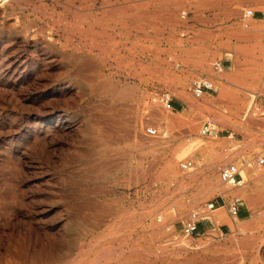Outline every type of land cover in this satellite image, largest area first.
<instances>
[{
    "label": "rangeland",
    "instance_id": "1",
    "mask_svg": "<svg viewBox=\"0 0 264 264\" xmlns=\"http://www.w3.org/2000/svg\"><path fill=\"white\" fill-rule=\"evenodd\" d=\"M136 1L0 0V264H30L31 242L40 249L47 236L55 240L54 264L73 258L91 264L117 248H137L136 255L117 261L112 254L98 264H151L153 258L141 257L144 247L177 252L186 242L190 249L178 254L182 264H264V169L258 164L264 156V19L249 22L258 26L251 61L238 64L239 70L214 72L219 50L228 49L225 25L245 9L264 14V0H216L222 27L211 57L208 38L200 41V33L188 27L210 0ZM236 25L242 34L251 31L240 21ZM200 78L219 90L196 97L192 83ZM223 79L233 85L221 87ZM50 85L65 88L66 100L40 97ZM164 94L173 112L160 104ZM141 96L156 99L163 118ZM177 100L201 113L177 110ZM213 106L220 111L203 114ZM53 109H65L82 123L62 128L42 122ZM210 120L222 131L217 138L200 134ZM139 125L157 130V137L141 146L133 136ZM188 162L192 167L182 169ZM232 163L240 168L242 186L220 180V170ZM217 196L227 204L240 200L247 216L235 218L226 207L207 211ZM31 208L37 223H29ZM193 211L204 212V234L184 237L182 225ZM151 212L152 222L159 214L164 226L144 242L136 220ZM211 215L216 221L209 223ZM129 222L136 231L125 240ZM161 234L167 237L156 240Z\"/></svg>",
    "mask_w": 264,
    "mask_h": 264
},
{
    "label": "bare ground",
    "instance_id": "2",
    "mask_svg": "<svg viewBox=\"0 0 264 264\" xmlns=\"http://www.w3.org/2000/svg\"><path fill=\"white\" fill-rule=\"evenodd\" d=\"M10 0H1V3H6V2H9ZM65 1H67V0H65ZM69 1V0H68ZM74 1V0H73ZM104 2L106 1V0H103ZM122 1H124V0H122ZM138 1V0H137ZM136 1V2H137ZM141 1V0H140ZM139 1V2H140ZM158 1V0H157ZM175 1V0H174ZM55 2V1H54ZM72 2V1H71ZM84 1H82V3H83ZM109 2H111V1H109ZM109 2H105V5H109L110 3ZM114 2V1H113ZM117 2V1H116ZM150 2V1H149ZM156 2V1H155ZM159 2V1H158ZM0 3V4H1ZM61 3H63V2H61ZM65 4L67 3V2H64ZM70 3V2H69ZM73 3V2H72ZM106 3H109V4H106ZM112 3V2H111ZM135 3V2H134ZM138 3V2H137ZM142 3V2H141ZM146 3V2H145ZM3 4V5H4ZM7 4V3H6ZM12 4V3H11ZM18 4H20V3H18ZM68 4V3H67ZM81 4V3H80ZM117 4H119V3H117ZM123 4H124V2H123ZM2 5V4H1ZM17 5V4H16ZM45 5H47V4H45ZM114 5V4H113ZM126 5V4H125ZM134 5V4H133ZM136 5V4H135ZM134 5V6H135ZM153 5V4H152ZM151 5V6H152ZM6 6V5H5ZM11 6V5H10ZM10 6H9V8H10ZM72 6V5H71ZM81 6V5H80ZM123 6V5H122ZM121 6V7H122ZM145 6H146V4H145ZM12 7V6H11ZM17 7V6H16ZM19 7H21V6H19ZM44 7V6H43ZM127 7V6H126ZM138 7V6H137ZM6 8V7H5ZM25 8V7H24ZM39 8V7H38ZM46 8V7H45ZM81 8H83V6L81 7ZM102 8H104V5H103V7ZM119 8V7H118ZM7 9H8V7H7ZM14 9V8H13ZM49 9V8H48ZM112 9V8H111ZM114 9V8H113ZM10 10H12V9H10ZM34 10V9H33ZM116 10H117V8H116ZM123 10V9H122ZM111 11V10H110ZM109 11V12H110ZM120 11V10H119ZM44 12V11H43ZM112 12V11H111ZM128 12V11H127ZM131 12V11H130ZM135 12V11H134ZM106 13V12H105ZM145 13H147V12H145ZM176 13V12H175ZM143 14V13H142ZM177 14H178V12H177ZM182 14V13H181ZM127 15V14H126ZM145 15V14H144ZM173 15H174V13H173ZM128 16V15H127ZM137 16V15H136ZM126 17V16H125ZM133 17V16H132ZM135 17V16H134ZM133 17V18H134ZM130 18V17H129ZM172 18H173V16H172ZM60 19V18H59ZM62 19V18H61ZM128 19V18H127ZM131 19V18H130ZM129 19V20H130ZM135 19V18H134ZM179 20V19H178ZM82 21V20H81ZM180 21V20H179ZM78 22H80V21H78ZM130 22H132V21H130ZM162 23H163V21H161ZM194 22V21H193ZM81 23V22H80ZM165 23H167V21L166 22H164V24ZM168 23H172V22H168ZM167 23V24H168ZM175 23V22H174ZM129 24V23H128ZM169 25V24H168ZM171 26V25H170ZM179 26H180V24H179ZM27 31H28V28L26 29ZM66 32V31H65ZM15 33V32H14ZM27 33V32H26ZM25 33V34H26ZM68 34H70V33H68ZM71 35V34H70ZM23 37V36H22ZM28 38V37H27ZM24 39V38H23ZM54 45V44H53ZM52 46V45H51ZM50 52V51H49ZM42 63H43V61H42ZM47 67V66H46ZM46 70V69H45ZM47 73V72H46ZM48 75V74H47ZM159 75V74H158ZM54 76V75H53ZM60 76V75H59ZM16 78V77H15ZM43 78V77H42ZM34 79H35V77H34ZM45 80V79H44ZM32 82H34V81H32ZM37 83V82H36ZM35 83V84H36ZM32 84V83H31ZM38 84V83H37ZM47 85V84H46ZM49 85V84H48ZM64 85V84H63ZM43 86V85H42ZM72 86V85H71ZM30 87V86H29ZM34 87V86H33ZM44 87V86H43ZM37 88V87H36ZM25 89V88H24ZM31 90V89H30ZM34 90V89H33ZM39 90V89H38ZM33 92V91H32ZM36 92V91H35ZM39 92V91H38ZM121 93V92H120ZM123 94H125V92H122ZM121 93V94H122ZM129 93V92H128ZM8 94H9V92H8ZM65 94H67V90L65 89V88H63V87H59V88H56V86H52L51 87V85H50V88L49 89H44L41 93H40V97H46V98H51L53 101H60L61 102V100L62 101H65L66 99H65V96H63V97H61L62 95H65ZM174 94V93H173ZM10 96L9 97H11V94H9ZM12 95H13V93H12ZM57 95H59V96H57ZM106 95H108V94H106ZM33 96V95H32ZM48 96V97H47ZM71 96V95H70ZM121 96H123L124 97V95H121ZM130 96H132V93H130ZM189 96V95H188ZM61 97V98H60ZM77 97V96H76ZM140 97V96H139ZM138 97V98H139ZM142 97V96H141ZM12 99H14V97H11ZM69 98V97H68ZM131 98V97H130ZM189 98H190V96H189ZM69 99H71V98H69ZM73 99V98H72ZM71 99V100H72ZM110 99V98H109ZM115 99V98H114ZM132 99V98H131ZM142 99H143V102H145V104H146V108L147 109H150V110H152L153 112H154V114L157 116V117H162V112H160V108H159V104H158V102L156 101V99H150V98H148L147 96L146 97H142ZM15 100H18V99H15ZM128 100H129V98H128ZM136 100V99H135ZM139 100H141V99H139ZM114 101V100H113ZM193 101V100H192ZM16 102V101H15ZM18 102V101H17ZM74 102V101H73ZM63 103V102H62ZM76 103V102H75ZM41 104V103H40ZM44 104V103H43ZM161 104V103H160ZM159 105V106H158ZM24 106V105H23ZM38 106V105H37ZM48 106V105H47ZM44 108L46 107V105L45 106H43ZM57 107H58V105H57ZM49 108V107H48ZM51 108V107H50ZM55 109H56V107H54ZM141 109H142V107H141ZM144 109V108H143ZM142 109V110H143ZM39 110H41V109H39ZM73 110V109H72ZM43 112V111H42ZM46 112V111H45ZM76 112V111H75ZM44 113V112H43ZM69 113V112H68ZM67 113V111L64 109V110H62V109H60V110H58V111H55L54 109L53 110H51V112L50 113H45L42 117H41V121L42 122H48V123H55V126H60V127H65L68 123H71L72 121H77V124H78V122H81L82 123V121H81V119H80V117L79 116H72V115H70V114H68ZM73 113V112H72ZM146 113V112H145ZM144 113V114H145ZM77 114V113H76ZM142 114V113H141ZM150 114V113H149ZM140 116V115H139ZM86 117V116H85ZM89 117V116H88ZM91 117V116H90ZM96 117V116H95ZM138 118V117H137ZM142 118H144V117H142ZM155 118V117H154ZM163 118V117H162ZM165 118V117H164ZM86 119H87V117H86ZM89 119V118H88ZM143 120V119H142ZM144 121V120H143ZM142 121V122H143ZM91 122V121H90ZM145 122H147V121H145ZM155 122V121H154ZM33 123V122H32ZM74 123V122H73ZM80 123V124H81ZM139 123V122H138ZM88 124H89V121H88ZM138 125V124H137ZM136 125V126H137ZM135 126V127H136ZM32 127V126H31ZM39 127V126H38ZM72 127H74V126H72ZM134 127V128H135ZM47 128H49V130H50V128H53L52 126H50V127H47ZM149 128V127H148ZM146 129H147V127L146 128H144V129H142L141 128V126L139 125V127L137 128V129H135L134 131H133V136L140 142V145L141 146H144V145H146L148 142H149V138H156L157 136V134L156 135H150V134H147L146 133ZM56 130V129H55ZM82 130V129H81ZM39 131V130H38ZM73 131V130H72ZM157 131V130H156ZM55 132V131H54ZM69 132V131H68ZM51 133V132H50ZM54 134V133H53ZM52 134V135H53ZM56 134V133H55ZM65 136V135H64ZM35 138V137H34ZM157 140V139H156ZM157 141H159V140H157ZM156 141V142H157ZM32 145V144H31ZM29 146V145H28ZM79 155V154H78ZM82 157V156H81ZM19 159V158H18ZM66 160V159H65ZM64 162V161H63ZM66 163H67V160H66ZM68 163H69V161H68ZM18 164V163H17ZM65 164V163H64ZM63 164V165H64ZM19 165V164H18ZM17 165V167H19ZM10 166V165H9ZM16 166V165H15ZM12 167H14V166H12ZM17 167L15 168V169H17ZM2 169V168H1ZM96 169V168H95ZM97 171H98V169H97ZM96 171V172H97ZM5 172V171H4ZM85 172V171H84ZM23 173V172H22ZM94 173V172H93ZM2 174H5V173H2ZM1 174V175H2ZM17 175H18V171H17V173H16ZM24 174V173H23ZM83 174V173H82ZM27 175V174H26ZM5 177H6V175H4ZM8 176V175H7ZM73 176V175H72ZM19 177H20V175H19ZM76 177H78V176H75V178ZM80 177V176H79ZM71 178V177H70ZM69 178V179H70ZM181 178V177H180ZM7 179V178H6ZM68 179V178H67ZM22 180V179H21ZM66 180V179H65ZM64 180V181H65ZM79 180H80V178H79ZM81 181V180H80ZM214 181V180H213ZM7 182V181H6ZM218 183H216V186H218L217 185ZM9 185V184H8ZM213 185H214V183H213ZM3 186H4V184H3ZM227 186H229V185H227ZM1 187H2V185H1ZM0 187V188H1ZM10 187V186H9ZM215 187V186H214ZM11 188V187H10ZM217 188V187H216ZM227 188V187H226ZM218 190H219V187H218ZM225 190V189H224ZM227 190V189H226ZM209 191V190H208ZM223 191V190H222ZM203 192V191H202ZM206 192V191H205ZM211 192V191H210ZM209 192V193H210ZM78 193V192H77ZM230 193H233V194H235V192H233V191H228V194H230ZM27 194V193H26ZM79 194V193H78ZM204 194V193H203ZM79 195H81V194H79ZM16 196V195H15ZM15 196H14V198H15ZM196 197V196H195ZM198 197H199V195H198ZM204 197V196H203ZM202 196H201V198H203ZM13 198V197H12ZM6 200V199H5ZM7 200H9V198H7ZM41 200V199H40ZM18 201V200H17ZM17 201H16V203H17ZM39 201V200H38ZM42 201V200H41ZM40 201V202H41ZM193 201V200H192ZM10 202V201H9ZM19 203H20V201H18ZM198 202V201H197ZM3 203V202H2ZM11 203V202H10ZM18 203V204H19ZM22 203V202H21ZM194 203V202H193ZM12 204V203H11ZM36 204H38V203H36ZM1 206H2V204H0ZM1 208V207H0ZM25 209V208H24ZM37 209H38V207H37ZM44 210V209H43ZM42 210V211H43ZM52 210V209H51ZM78 210V209H77ZM218 210V209H217ZM30 212V215H29V217H28V219H29V223L31 224L32 222H35V223H37L39 220H37V219H39L38 218V215H37V212H35L34 211V209H32L31 208V210H29ZM50 211V210H49ZM71 211V210H70ZM158 211V210H157ZM183 211V210H182ZM182 211H179L180 212V214L182 213ZM73 212V211H72ZM25 213H27L26 211H25ZM41 213V212H40ZM47 213V212H46ZM51 213V212H50ZM76 213V212H75ZM78 213V212H77ZM145 215L146 216H143V217H141V218H138L137 220H136V224H137V226H138V228L141 230V233H142V239H143V241L144 242H146L147 241V236H148V234L150 233V232H153L154 234H157L161 229H162V227L164 226V222H162V219L160 218L161 216H159V214L157 215V218H156V221L154 220V222H152V218H153V212H151V213H145ZM207 215V214H206ZM223 215V214H222ZM222 215H221V217H222ZM0 216H1V214H0ZM10 216V215H9ZM214 216V215H213ZM10 217H12V216H10ZM18 217V216H17ZM216 217V216H215ZM219 217V216H218ZM76 218V217H75ZM206 218L210 221V222H214V221H216V220H214L213 218H212V215H211V217L210 216H206ZM219 219H221V218H219ZM223 219V218H222ZM225 219V218H224ZM223 219V220H224ZM123 220V219H122ZM8 221V220H7ZM148 221H150V224L148 223ZM22 222V221H21ZM73 222H75V221H73ZM72 222V223H73ZM133 222V221H132ZM132 222H129V226L127 227L128 229H127V232H126V235H125V237H124V239L125 240H128L129 238H130V236L132 235V233L133 232H135V231H133V229H134V225L132 224ZM162 222V223H161ZM118 223V222H117ZM21 224V223H20ZM25 224V223H24ZM15 226V225H14ZM13 226V227H14ZM28 226V225H27ZM167 226V225H166ZM11 227V226H10ZM35 227V226H34ZM12 228V227H11ZM18 228V227H17ZM29 228H31V226L29 227ZM79 228V227H78ZM241 228V227H240ZM242 228H244L243 226H242ZM19 229V228H18ZM138 229V230H139ZM14 230V229H13ZM29 230V229H28ZM1 231V230H0ZM5 231V230H4ZM11 231H12V229H11ZM19 231H20V229H19ZM26 232V231H25ZM6 233V232H5ZM20 233V232H19ZM47 233V232H46ZM140 233V232H139ZM138 233V234H139ZM10 234V233H9ZM21 234V233H20ZM170 234V233H169ZM4 235V234H3ZM6 235V234H5ZM4 235V236H5ZM11 235V234H10ZM24 235V234H23ZM38 235V234H37ZM44 236L46 235V234H43ZM7 236V235H6ZM156 236V235H155ZM9 237V236H8ZM14 237V236H13ZM22 237V236H21ZM165 237H167V236H165L164 234H161L158 238H156V240L157 239H160V238H165ZM10 238H11V236H10ZM54 238V237H53ZM151 238H152V236H151ZM154 238V237H153ZM6 238H4V240H5ZM16 239V238H15ZM27 239V238H26ZM57 239V238H56ZM71 239V238H70ZM73 239V238H72ZM9 240V239H8ZM23 240H24V238H23ZM184 240V239H183ZM38 241V240H37ZM185 241H187V240H185ZM8 242V241H7ZM11 242V241H10ZM10 242L7 244V245H9L10 244ZM136 242V241H135ZM134 242V243H135ZM150 242V241H149ZM4 243V242H3ZM98 243V242H97ZM113 243H115V242H113ZM125 243V242H124ZM141 243H142V241H141ZM155 243V242H154ZM185 243V242H184ZM261 243V242H260ZM263 243H264V241H263ZM1 244V243H0ZM19 244V243H18ZM110 244V243H109ZM112 244V243H111ZM12 245V244H11ZM38 245V244H37ZM69 245L70 246H68L66 249H67V251H69V250H72L73 249V244L70 242L69 243ZM141 245V244H140ZM160 245H162V244H160ZM261 245V244H260ZM57 246V245H56ZM81 246V245H80ZM95 246V245H94ZM119 246V245H118ZM2 247V246H1ZM5 247V246H4ZM30 247H31V251H30V253H31V255L29 256V258H27V260L29 259V262H30V264H54V262L56 261V255L54 254V252H55V250H56V248H55V240H53V239H51L49 236H47L46 237V239H44V242L41 244V247H40V249H37V247H36V245H35V240L34 241H32L31 242V245H30ZM179 247V246H178ZM176 248V250L178 249V251L177 252H172V251H168V250H166V249H164V248H160L159 249V251L158 252H154V251H152V250H150V249H148L149 247H147V248H143L142 250H141V257H143V258H146V260H149V259H151V258H153L154 259V262L153 263H151V264H182V261H181V259L179 258V253L181 254V253H183V254H185L184 252L185 251H187V250H189L190 249V245H189V242H186L184 245H183V247H180V248ZM199 247V246H198ZM262 247V246H261ZM260 247V248H261ZM5 248H7L8 249V247H5ZM63 248V247H62ZM62 248H61V250H62ZM84 248V247H83ZM88 248V247H87ZM94 247L93 246H91V250L93 249ZM157 248V247H156ZM26 249V248H25ZM128 249V248H127ZM152 249H153V247H152ZM24 250V249H23ZM80 253H81V247H79L78 249H77ZM89 250V249H88ZM135 250H137V248L135 249ZM135 250H124V249H119V248H117V249H115V250H108V251H103L102 253H101V255H99V256H97V257H95L94 259H93V261H92V263L91 264H98V262H100V260H102V258H105V257H108V256H110V255H112V254H116L117 256H116V260L117 261H119V260H124V261H128V260H130L132 257H134L135 255H136V252H135ZM157 250H158V248H157ZM156 250V251H157ZM20 251H22V249H20ZM57 251V250H56ZM76 251V250H75ZM10 252V251H9ZM23 252V251H22ZM2 253V252H1ZM63 253V252H62ZM77 253V252H76ZM79 253V254H80ZM6 254V253H5ZM4 254V255H5ZM182 254V255H183ZM263 254H264V249H263ZM3 255V254H2ZM7 255V254H6ZM85 255V254H84ZM12 256V255H11ZM92 256V255H91ZM15 257V256H14ZM19 257V256H18ZM113 257V256H112ZM191 257V256H190ZM3 258V257H2ZM59 258V257H58ZM80 258V257H79ZM228 259V258H227ZM65 260V259H64ZM104 260V259H103ZM8 261V260H7ZM139 261H141V260H139ZM145 261V260H144ZM192 262V261H191ZM219 262V261H218ZM82 263V260L81 259H75V258H73V259H69L68 260V262H67V264H81ZM84 263V262H83ZM102 263V262H101ZM114 263H115V260H114ZM113 263V264H114ZM195 263V262H194ZM3 264V263H2ZM142 264V263H141ZM146 264V263H145ZM188 264V263H187Z\"/></svg>",
    "mask_w": 264,
    "mask_h": 264
},
{
    "label": "crops",
    "instance_id": "3",
    "mask_svg": "<svg viewBox=\"0 0 264 264\" xmlns=\"http://www.w3.org/2000/svg\"><path fill=\"white\" fill-rule=\"evenodd\" d=\"M221 5H218L216 0H210V2L207 4V6H202L197 10V19L192 23V26H188L190 30H192L194 33L199 32L200 33V41L204 40V38H208V46L209 51L211 55L217 54V41L219 39L218 36V29L222 27L220 24L219 17L223 14V8L220 7ZM264 19V14L260 12H254V16L251 19V21H261ZM240 21L241 18H233L231 19V22L228 23L227 27L229 28V35L225 37L226 41H228V49L219 50V55H221L222 59L218 60L217 63L220 64V69H227L229 70H239L240 67L238 64L244 63L246 61H251L250 55L252 54V46H254L256 43L253 42L256 29L258 26H250L251 22L247 26H243L244 29H248L251 31H248L245 34H242L239 32V26L236 25V23ZM233 24V26H231ZM209 61V58L207 59ZM217 71V72H215ZM214 72L216 74L221 73L220 70H216L214 66ZM216 79V77H215ZM238 80V79H236ZM239 81V80H238ZM222 86L229 88L233 85V83H230L229 81H226L225 79L218 81ZM214 84V83H213ZM216 89L219 90L218 85L214 84ZM177 110L181 111H191L192 113H196L199 116L200 110H197L195 108H191L187 103L181 100H177L176 102ZM220 110L218 107H211L209 110H204V115H215ZM222 134V133H221ZM229 139V137H228ZM264 169V165H261ZM264 179V172L260 173V180L262 181ZM233 194V193H230ZM212 202H215L220 208L226 207L228 208V205L224 198L222 196L215 197ZM235 202H238L239 204V218H245L247 216V210L246 207L243 208L242 203L240 200H236ZM211 223L210 221H208ZM207 222V223H208ZM206 225V224H205ZM205 225L200 226L199 231L200 233H204ZM211 225V224H209Z\"/></svg>",
    "mask_w": 264,
    "mask_h": 264
},
{
    "label": "built area",
    "instance_id": "4",
    "mask_svg": "<svg viewBox=\"0 0 264 264\" xmlns=\"http://www.w3.org/2000/svg\"><path fill=\"white\" fill-rule=\"evenodd\" d=\"M254 16V11L250 9H245L242 11L240 18L243 26H247L250 22V20ZM221 66L220 64L215 65L216 70H220ZM192 92L196 97H202L205 95L214 94L216 92L215 85L210 82L209 80H206L205 78H200L198 80H195L192 83ZM160 102L163 106V108L166 111L173 112L174 107L171 98L167 94H164ZM259 110L258 108L256 109ZM146 133L150 135H155L156 130L147 128ZM222 131L219 129L218 124L210 120L208 122H205L200 130V134L203 136H213L214 138H217ZM259 165H264V156L261 157V159L258 160ZM192 167V164L190 162L182 164V169H190ZM220 180L222 183L231 185V186H242L243 180L240 174V168L236 164H227L225 165L221 170L219 174ZM228 205V212L233 217H238L239 215V204L238 202L229 203ZM220 207L215 202H210L206 205V210L209 212H214ZM204 212L200 211H193L191 213V216L189 219L182 225L181 233L184 237H195L199 235H203L204 233H200L199 228L202 226L203 221H205V217H203Z\"/></svg>",
    "mask_w": 264,
    "mask_h": 264
}]
</instances>
